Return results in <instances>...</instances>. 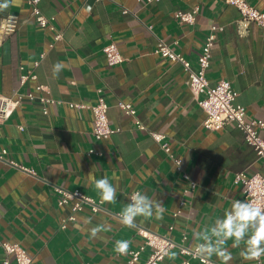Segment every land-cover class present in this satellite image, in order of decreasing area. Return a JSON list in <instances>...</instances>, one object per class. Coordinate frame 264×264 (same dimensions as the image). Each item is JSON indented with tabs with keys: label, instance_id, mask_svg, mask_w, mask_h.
Listing matches in <instances>:
<instances>
[{
	"label": "crops",
	"instance_id": "0c3cea01",
	"mask_svg": "<svg viewBox=\"0 0 264 264\" xmlns=\"http://www.w3.org/2000/svg\"><path fill=\"white\" fill-rule=\"evenodd\" d=\"M248 1L264 10V0ZM8 5L0 19L17 14L19 25L0 44V93L24 97L13 115L0 122V149L7 148L16 164L0 160V240L20 243L33 264H127L129 255L117 253L115 241L130 240L136 248L143 242L138 232L143 227L175 242L159 264H183L188 256L179 245L192 247L193 229L211 226L242 194L234 173L264 174V164L236 123L218 130L203 126L205 112L191 91L187 70L154 50L163 39L196 65L211 26H223L216 32L207 75L212 84L231 81L237 102L251 117H263L264 27L251 22L241 32V13L225 0H40L42 13L64 33L54 42L53 31L38 25L28 0H8ZM196 6L194 24L174 17L175 11ZM112 40L125 57L121 64L110 65L103 51ZM29 71L37 78L23 82L21 75ZM38 83L48 85L49 95L59 101L48 114L38 100L25 96L43 93L36 91ZM99 88L109 103L111 125L121 130L96 140L92 110L71 103H94ZM120 101L132 102L136 114H128ZM151 130L166 134L174 155L198 182L179 215L174 213L187 182ZM90 148L102 154L88 155ZM105 175L119 185L113 203L101 202L94 186ZM57 187L78 189L103 208L93 211L85 204L63 228L73 213L72 202L60 204ZM134 191L160 201L163 218L137 217L133 226H122L119 214ZM98 225L110 226L100 234L103 239L90 235L89 229ZM231 243L226 245L234 257L230 264H256L240 258V249ZM149 253L147 248L135 264H143ZM4 256L0 247V264ZM191 263L202 264L196 258Z\"/></svg>",
	"mask_w": 264,
	"mask_h": 264
},
{
	"label": "built area",
	"instance_id": "2783aa9c",
	"mask_svg": "<svg viewBox=\"0 0 264 264\" xmlns=\"http://www.w3.org/2000/svg\"><path fill=\"white\" fill-rule=\"evenodd\" d=\"M39 1L40 0H28V3L32 6V13L35 16L38 25L44 29L53 31L54 42L62 40L64 38L63 31L57 28L52 18L42 13L38 6ZM145 1L150 3L156 0ZM225 1L229 5L235 6L239 9L241 18L238 20V28L241 32L247 31L251 22H256L264 27V10L258 9L249 3L248 0ZM199 10V6H196L192 10L179 9L174 12V17L180 22L194 24ZM125 11L128 10L125 9ZM18 25L19 16L17 14H8L0 19V44L5 37L17 30ZM222 29L223 26L216 24L211 26L210 32L203 42L201 52L197 57L196 65H193V63L185 58L184 55L172 49V47L163 39L159 40L154 52L164 58L173 61H180L187 70L191 91L205 112L203 126L207 129L218 130L228 123H236V125L243 131L246 141L255 148L258 158L262 160L264 164V116L251 117L248 114L246 107L237 102L238 92L234 89L231 81L228 79H220L215 84H212L207 75V69L210 66L212 48L215 45V40L217 38L216 32L217 30ZM54 42L50 43V45L53 46ZM103 51L106 54L110 65L121 64L125 60L117 42L114 40L106 44L103 47ZM44 54L45 53H42V56H44ZM38 64L39 60L35 62L36 66ZM30 78L36 79L37 74L33 71H29L28 73L21 75V80L23 82ZM36 91L43 93L36 94L34 91H29L25 96L31 100H38L43 112L48 114L50 105L56 104L59 101L49 95L50 89L46 84L38 83L36 85ZM23 97L22 94L8 96L0 93V122L9 119L13 115L17 107L21 104ZM119 105L128 114H136V109L132 102L120 101ZM71 106L89 108L92 110L94 115L92 134L96 140L109 138L113 133L121 130L120 127H114L111 125L108 114L109 103L102 88L98 89V97L94 103H71ZM137 126L141 129L146 128V126L140 121H137ZM150 134L173 159L183 180L187 182L186 187L183 189L179 208L174 213L175 215H179L182 209L188 204L189 196L197 189L198 182L194 180L187 171H185L182 165V159L174 155L171 143L167 139L166 134L154 130H151ZM93 153L102 154L101 151L95 150L94 148H90L87 151L88 155ZM0 160L16 165L8 158L7 148L0 149ZM233 181L236 185L242 187V194L234 200H256L264 204V174L259 171L252 173H248L245 170L236 171L234 173ZM56 190L61 193V198L59 200L60 204L72 202L71 207L73 213L64 220L62 224L63 228L67 226L68 221L76 220L77 212L83 210L85 204L91 205L93 211H98L103 208L101 203L96 202L93 198L85 195L78 189L70 191L57 187ZM138 232L142 235L143 242L136 248L129 247L128 252L126 253L129 255L127 264H135L139 261L143 251L147 248L150 249V253L143 264H159L175 246V242L167 235L143 227L139 228ZM0 247H2L5 252L3 264H12V259L15 260L16 264H33V256L20 243L0 240ZM179 249L181 253L188 256V258L183 261V264H192V258L198 259L194 255L191 246L179 245ZM198 260L201 262L200 259ZM211 260L213 264H220L213 259ZM255 263L264 264L263 256L259 261H255Z\"/></svg>",
	"mask_w": 264,
	"mask_h": 264
},
{
	"label": "clouds",
	"instance_id": "9594fccd",
	"mask_svg": "<svg viewBox=\"0 0 264 264\" xmlns=\"http://www.w3.org/2000/svg\"><path fill=\"white\" fill-rule=\"evenodd\" d=\"M8 0L0 3V10L8 7ZM61 65L55 69L59 71ZM113 179H117L115 176ZM101 202L113 203L117 199L118 183L114 185L105 175L94 181ZM129 202L119 214L122 226L131 227L137 217L162 219L165 207L155 198H150L146 192L134 191L128 197ZM109 225H98L89 229L93 239H103L100 235L109 231ZM193 252L202 264H213L211 258L215 256L220 264H230L234 257L226 247L232 241L231 248H238L239 256L244 261H259L264 256V204L256 200H234L224 211L223 216L217 217L211 226L206 225L203 230L193 229ZM130 240H116L115 251L126 254L131 245ZM175 253L169 258L174 259Z\"/></svg>",
	"mask_w": 264,
	"mask_h": 264
}]
</instances>
